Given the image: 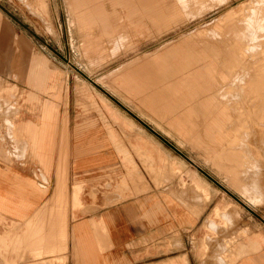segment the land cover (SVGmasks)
<instances>
[{
    "label": "rangeland",
    "instance_id": "obj_1",
    "mask_svg": "<svg viewBox=\"0 0 264 264\" xmlns=\"http://www.w3.org/2000/svg\"><path fill=\"white\" fill-rule=\"evenodd\" d=\"M183 1L187 8L177 0H0L1 22L15 29L9 61L1 60L0 99L21 109L27 51L34 76L41 74L35 56L50 69L43 85L30 84L34 101L68 105L71 99L85 117H105L107 100L123 109L130 122L123 164L138 170L142 178L135 181L143 185L130 196L155 187L177 206L178 227L159 241L161 264H215L220 250L228 258L235 244L264 237V0ZM212 44L223 49L220 58L209 52ZM212 61L210 76L206 64ZM226 71L222 86L235 100L224 125L235 138L211 159L215 146L207 147L204 131L209 117L199 105L205 95L183 103L192 85L175 92L174 83L198 73L196 86L204 89ZM190 105L196 112H187ZM210 110L217 114L214 106ZM35 175L47 183L40 168ZM116 181L117 175L109 176L107 187ZM216 208L222 211L213 219ZM22 226L0 214V240L15 237ZM48 254L27 250L9 260L0 248V264L57 263Z\"/></svg>",
    "mask_w": 264,
    "mask_h": 264
},
{
    "label": "crops",
    "instance_id": "obj_2",
    "mask_svg": "<svg viewBox=\"0 0 264 264\" xmlns=\"http://www.w3.org/2000/svg\"><path fill=\"white\" fill-rule=\"evenodd\" d=\"M177 1L187 8L185 1ZM201 1L203 5L207 3ZM85 17L80 20L85 22ZM13 35L14 27L3 20L0 24L3 69L1 60L9 61ZM220 42H224L221 36ZM118 46L115 42L114 50ZM222 50L216 44L209 48L219 58ZM22 58L26 92L21 109L10 104L11 101L0 99V214L23 225V231L15 237L11 234L0 240L4 256L10 260L16 254L24 256L27 250L42 255L47 249L49 259L60 258L55 264H161L165 252L159 241L178 227L177 206L163 199L155 187L130 196L132 190L143 185L135 181L142 178L138 170L131 167L129 171L123 164V157L130 152L129 116L108 100L106 108L103 106V118L95 113L91 117L77 115L71 99L68 105L46 97L34 101L36 96L30 84L43 85L50 69L45 59L35 56L36 73L40 69L41 74L34 76L27 51ZM221 67L226 70L224 64ZM206 68L213 76V61ZM197 74L178 79L174 90L178 92V87L188 82L192 85L188 98L187 95L180 98L186 104L204 93L199 105L207 110L209 117L204 129L206 144L209 149L216 147H212L215 150L211 159L217 158L235 138L233 130L224 125L235 95L229 87L222 86L230 77L227 71L226 75H220L218 84L208 81L201 88L202 93L196 86ZM213 106L216 115L210 110ZM196 109L190 105L187 112L192 114ZM175 122L179 124L181 120ZM158 126L165 130L161 124ZM130 164L134 162L130 160ZM36 168L47 179L46 184L35 175ZM111 175H117V181L107 187ZM197 187L206 191L199 184ZM221 211L216 208L213 219ZM225 254L220 250L215 264H230V261L264 264V237L237 243L228 258ZM170 264L179 263L172 260Z\"/></svg>",
    "mask_w": 264,
    "mask_h": 264
},
{
    "label": "bare ground",
    "instance_id": "obj_3",
    "mask_svg": "<svg viewBox=\"0 0 264 264\" xmlns=\"http://www.w3.org/2000/svg\"><path fill=\"white\" fill-rule=\"evenodd\" d=\"M182 4H183V3H182ZM250 13H251V12H250ZM246 21H247V20H246ZM249 23H250V22H249ZM241 26H242V25H241ZM244 26H245V25H244ZM244 26H243V27H244ZM238 28H239V27H238ZM235 29H236V28H235ZM241 29H242V28H241ZM232 30H233V29H232ZM231 33H232V32H231ZM251 33H252V32H251ZM239 34H240V33H239ZM240 35H241V34H240ZM243 37H244V36H243ZM257 40H258V39H257ZM245 41H246V40H245ZM245 41H244V42H245ZM237 46H238V45H237ZM249 46H250V45H249ZM256 46H257V45H256ZM238 48H239V47H238ZM234 49H235V48H234ZM235 50H236V49H235ZM255 50H256V49H255ZM232 51H233V50H232ZM253 51H254V50H253ZM258 52H259V51H258ZM252 79H253V78H252ZM247 80H248V79H247ZM246 82H247V81H246ZM256 84H257V83H256ZM246 86H247V85H246ZM244 93H245V91H244ZM246 93H247V92H246ZM238 95H239V94H238ZM263 96H264V95H263ZM227 98H228V97H227ZM227 98H226V99H227ZM241 99H243V97H242ZM244 102H245V101H244ZM249 103H250V102H249ZM251 104H252V103H251ZM250 107H251V106H250ZM257 109H258V108H257ZM242 111H243V110H242ZM262 123H263V122H262ZM263 131H264V130H263ZM250 134H251V133H250ZM246 177H247V176H246ZM248 177H249V176H248ZM215 212H216V211H215ZM226 249H227V248H226Z\"/></svg>",
    "mask_w": 264,
    "mask_h": 264
}]
</instances>
